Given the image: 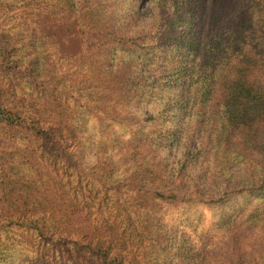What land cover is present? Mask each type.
Wrapping results in <instances>:
<instances>
[{
  "label": "trees",
  "instance_id": "obj_1",
  "mask_svg": "<svg viewBox=\"0 0 264 264\" xmlns=\"http://www.w3.org/2000/svg\"><path fill=\"white\" fill-rule=\"evenodd\" d=\"M60 1L68 15L43 8L36 38L12 45L0 33V264H263L264 0H123L122 23L102 0ZM46 41L64 60L88 55L111 80L116 59L138 73L154 66L150 84L124 76L118 91L122 101L135 84L162 94L155 129L140 127L120 154L149 189L129 180L111 206L88 191L78 97L62 86ZM98 163L99 183H109L110 157ZM167 205L221 210L226 240L191 243L153 211Z\"/></svg>",
  "mask_w": 264,
  "mask_h": 264
},
{
  "label": "rangeland",
  "instance_id": "obj_2",
  "mask_svg": "<svg viewBox=\"0 0 264 264\" xmlns=\"http://www.w3.org/2000/svg\"><path fill=\"white\" fill-rule=\"evenodd\" d=\"M128 5V1L124 2L123 0H102L101 2L104 14L112 13L111 16L120 23L124 20L122 14L128 10ZM56 7L60 18L68 15L70 11V8L63 5L60 0H0V33L7 34L12 45L36 38L39 33L36 14L43 8ZM43 48L51 57V66L56 70L58 76H66L64 82H61L62 86L66 90L70 89L72 96L78 97V106L73 111L75 112L78 136L85 139L86 144H91V147L86 148L88 159L85 166V176L89 182L86 188L88 191L91 190V195L99 203H108L111 206L116 200L125 199L129 180H133V183H136L138 187L143 186V189H149L150 178L138 173L136 175L134 170L126 172L128 168L120 154L128 151L131 135L138 132L140 127L152 132V129L157 126V122L164 113L163 107L157 106L162 94L160 91L153 92L150 85L140 84L139 87L135 84L130 97L128 96L122 101L118 91L124 76L138 80L139 74H141L145 78H150L148 81L150 84L151 77L154 76V66H148L138 73L136 62H129L126 58H121V61L116 59L113 66L111 65L110 71L119 70L120 73L116 80H111L105 73L109 71L103 68L97 69L98 66L96 67L89 61L88 55L81 59L64 60L56 54V47L51 46L50 42H44ZM118 63L120 65H117ZM97 71H102V74H105L101 76L96 73ZM4 89L8 93L5 94L4 99L15 104V100L10 97L13 88L5 85ZM24 108H29L28 101L25 102ZM107 136L110 137V140ZM104 138L107 139L106 144H103ZM105 155L110 157L115 175L109 183H99V175L96 172L99 168L98 161ZM133 171V175L130 176ZM17 200L24 201L25 198L19 196ZM240 201V204L245 202L249 209L256 204L255 201ZM155 209L159 210L162 215L163 223L175 224L176 227L188 230L191 243L197 246L211 244L210 248L213 249L226 240H223L220 228L219 213L221 210L217 208L211 206L192 207L184 212L188 216V220L184 217L181 207L167 205L155 206L153 211ZM233 209L239 211L237 208ZM262 228L261 232L257 233H261L264 239V224ZM262 253L264 258V241ZM20 262L22 263V260Z\"/></svg>",
  "mask_w": 264,
  "mask_h": 264
}]
</instances>
